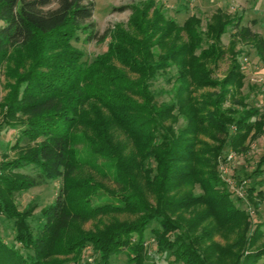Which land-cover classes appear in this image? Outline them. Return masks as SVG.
Here are the masks:
<instances>
[{
    "label": "trees",
    "instance_id": "trees-1",
    "mask_svg": "<svg viewBox=\"0 0 264 264\" xmlns=\"http://www.w3.org/2000/svg\"><path fill=\"white\" fill-rule=\"evenodd\" d=\"M94 6L93 0H0V76H17L0 102V126H19L13 145L18 155L0 161V216L13 221L23 248L6 245L0 236V264H68L52 258L57 254L88 264L82 260L87 246L97 264H110L122 252L128 263L143 264L144 232L154 220L156 252L171 250L172 264H208L215 248L213 241L204 244L212 240L210 229L198 252L181 212L205 204L192 223L212 216L219 227L247 215L234 205L216 165L227 148L245 151L264 128L259 108L223 107L228 86H240L244 76L236 55L223 79H211L207 60L215 64L225 54L219 39L228 22L209 24L203 34L194 16L180 26L159 8L150 14L149 0L117 7L132 11L127 26L113 25L99 36ZM80 31L85 40L109 37L106 50L83 60L72 44ZM243 36L254 34L247 29ZM256 49L264 59V37ZM24 51L32 52L29 58L21 59ZM173 66L174 99L159 103L151 81ZM211 86L219 90L194 95ZM175 109L187 117L184 127L174 128ZM203 133L210 139H202ZM28 165L34 174L12 172ZM262 165L264 156L251 176ZM54 178H61V186L33 232L25 222L29 209L19 211L12 196ZM192 183L201 193L183 188ZM258 183L247 187L250 197ZM172 211L180 215L171 218ZM126 213L130 220L122 218ZM90 220L95 224L84 229ZM262 226L257 223L252 235L264 234ZM262 257L264 247L233 264H257Z\"/></svg>",
    "mask_w": 264,
    "mask_h": 264
},
{
    "label": "rangeland",
    "instance_id": "rangeland-1",
    "mask_svg": "<svg viewBox=\"0 0 264 264\" xmlns=\"http://www.w3.org/2000/svg\"><path fill=\"white\" fill-rule=\"evenodd\" d=\"M94 12L92 19L96 23L98 35H102L105 31L116 24L126 27L128 20L132 15L130 9L117 10V7L124 4L142 5L149 0H93ZM155 8H159L168 19L174 20L178 25H183L185 20L194 16L199 19L197 28L205 34L207 33V25L214 24L218 20L228 22L221 34L220 42L223 46L225 54L213 64L211 60H207L208 66L213 69L211 79L214 81L223 79L231 69V59L236 55L239 64V70L243 71L244 76L240 86L229 85V91L225 95L223 107L235 108L238 111L248 109L247 107L259 108V113L264 117V59L259 57L256 49L257 40L259 37H264V0H153V6L150 8V14ZM221 16V17H220ZM228 20V21H227ZM2 22L0 21V25ZM249 29L254 36L244 37L243 32ZM216 32H220V28H216ZM78 38L72 41V44L83 51V60L91 61L94 57L106 50L109 37L102 41L97 39L85 40V33L80 31L77 33ZM212 36H209V39ZM203 46H206L203 43ZM31 51L22 52L21 59L29 58ZM234 55V56H233ZM19 59V60H21ZM14 63H11L12 65ZM176 67L173 66L167 71H159L155 78L151 81V88L155 92V98L159 103L170 102L174 99L176 89ZM16 74L8 76H0V102H3L11 86L8 84L15 83ZM217 86L204 87L195 90L194 95L205 91H218ZM175 119L172 120L174 128L184 127L188 120L179 110L173 111ZM1 115V110H0ZM259 118V115L256 116ZM1 120V116H0ZM167 119L166 123H169ZM19 132V126L2 125L0 126V161H7L16 157L19 153L18 148H13L15 140ZM202 139H210L207 134L200 135ZM219 137V136H218ZM217 143V140L214 141ZM247 149L241 153L229 150L219 158L216 165V173L224 182L222 183L227 190L231 192V199L236 207L244 210L247 215L237 216L233 221L223 225L215 226V221L212 216L201 218L200 222L193 224L192 221L200 213L205 211V204L196 205L188 210H183L182 216L185 220H180L183 229H189L194 248L200 252L204 248V244L214 242L213 255H208V264H233L238 257L242 259L246 254L256 252L261 247H264V234H254L256 224L264 222V165L261 166L258 173L251 176L256 163L264 156V128L256 138L246 142ZM231 152V153H229ZM233 154L226 161L224 156ZM228 154V155H229ZM12 172L34 174L35 168L32 165L13 169ZM10 172V173H12ZM226 172V173H225ZM224 175V176H223ZM225 177V178H224ZM230 177L233 181L228 185L226 178ZM256 189L251 194L247 191V187L254 182ZM227 185V186H225ZM61 186V178L47 180L46 183L33 186L25 190L15 192L12 196L14 205L19 211L29 209L30 212L25 219V222L33 232L42 225L41 211L52 203ZM184 189H191L194 194L201 193V188L197 183L187 184ZM261 191L262 194H257ZM171 218L180 215L179 211L169 212ZM122 218L130 220V214H122ZM121 216V215H119ZM177 219V218H176ZM95 224L94 220L88 221L83 225L84 229L91 228ZM192 224V227L190 226ZM214 225L212 228L211 226ZM159 227L157 221H151L145 229V256L146 260L143 264L155 262L156 264H172L173 255L171 250L165 248L161 252H156V240L152 233V229ZM206 229H210L212 240H206ZM264 231V226H262ZM16 229L13 221L0 216V236L2 241L15 248L20 247V243L15 241ZM252 235V236H251ZM134 236L133 238H135ZM204 239V240H201ZM204 241V244H203ZM210 251V250H208ZM205 250V253H208ZM202 252V251H201ZM92 248L87 246L83 249L82 257L88 264H97L92 256ZM203 254V253H202ZM72 255L57 254L52 258L68 261V264H76L72 262ZM70 261H69V260ZM127 255L122 252L118 255H112L110 264H132L128 263ZM257 264H264L262 257Z\"/></svg>",
    "mask_w": 264,
    "mask_h": 264
},
{
    "label": "built area",
    "instance_id": "built-area-1",
    "mask_svg": "<svg viewBox=\"0 0 264 264\" xmlns=\"http://www.w3.org/2000/svg\"><path fill=\"white\" fill-rule=\"evenodd\" d=\"M229 153H231V152H229ZM229 153H228V154H229ZM228 154L226 155V158H225L226 161L228 160V158H231V157L233 156V154H229V155H228ZM225 173H226V172H225ZM223 176H224V175H223ZM224 178H225V177H224ZM226 181L228 182V185H229V184L232 183L233 180H232L230 177H228V178H226Z\"/></svg>",
    "mask_w": 264,
    "mask_h": 264
}]
</instances>
